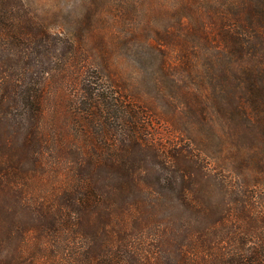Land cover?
Returning a JSON list of instances; mask_svg holds the SVG:
<instances>
[{
	"label": "trees",
	"instance_id": "1",
	"mask_svg": "<svg viewBox=\"0 0 264 264\" xmlns=\"http://www.w3.org/2000/svg\"><path fill=\"white\" fill-rule=\"evenodd\" d=\"M89 3L0 0V264H264V0Z\"/></svg>",
	"mask_w": 264,
	"mask_h": 264
},
{
	"label": "rangeland",
	"instance_id": "2",
	"mask_svg": "<svg viewBox=\"0 0 264 264\" xmlns=\"http://www.w3.org/2000/svg\"><path fill=\"white\" fill-rule=\"evenodd\" d=\"M25 1L51 32L59 31L64 34L87 35L88 21L97 14L95 10L98 7L90 5L89 0ZM48 109L52 112V107H48Z\"/></svg>",
	"mask_w": 264,
	"mask_h": 264
}]
</instances>
